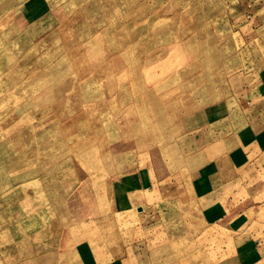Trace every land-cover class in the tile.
<instances>
[{
	"label": "rangeland",
	"instance_id": "obj_1",
	"mask_svg": "<svg viewBox=\"0 0 264 264\" xmlns=\"http://www.w3.org/2000/svg\"><path fill=\"white\" fill-rule=\"evenodd\" d=\"M263 130L264 0H0V264H264L204 177Z\"/></svg>",
	"mask_w": 264,
	"mask_h": 264
},
{
	"label": "crops",
	"instance_id": "obj_2",
	"mask_svg": "<svg viewBox=\"0 0 264 264\" xmlns=\"http://www.w3.org/2000/svg\"><path fill=\"white\" fill-rule=\"evenodd\" d=\"M220 157L219 168L210 169L204 176L205 187L210 189L205 200L215 204L213 222H233L264 206V130L261 137L245 147L231 154L223 150ZM240 246L247 260L254 262L264 257V243L260 248L246 241Z\"/></svg>",
	"mask_w": 264,
	"mask_h": 264
}]
</instances>
